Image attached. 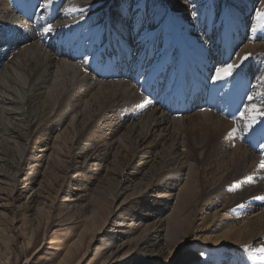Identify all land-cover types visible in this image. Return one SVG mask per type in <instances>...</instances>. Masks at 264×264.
Wrapping results in <instances>:
<instances>
[{
    "label": "bare ground",
    "instance_id": "obj_1",
    "mask_svg": "<svg viewBox=\"0 0 264 264\" xmlns=\"http://www.w3.org/2000/svg\"><path fill=\"white\" fill-rule=\"evenodd\" d=\"M136 1L110 0L108 4L109 0H52V3L47 4L42 11L43 21L57 19L61 21L57 26L54 25L57 31L61 32L64 27L71 30L72 26L82 24L69 19L77 10L84 13L95 5L104 3L102 8L108 5L106 9L99 8L90 16L96 19L91 23V27L97 32L104 33L110 29L107 25L109 22L96 23L99 18L107 16L109 21L119 13V16L115 17L116 22L124 23L122 21L132 14V5H139V2L135 3ZM181 1L185 2L184 6L176 4L177 2L170 4L163 0L154 1L153 7H150L152 13L140 15L143 18L144 14L147 15V19L153 24L147 33L149 37L157 33L159 42L164 43L159 36L163 33V25L157 29L155 23L162 18L165 11L162 23L170 22L174 25L171 31L173 35H168L166 41L173 49L165 61L157 58L159 55L157 52H160L158 50L162 44L156 49L153 44L154 50L144 52L142 61L135 65L138 69L136 74L132 72V65H127L124 61V69L122 67L111 75L107 73L103 77L105 80L102 78L95 80L92 73L97 68L88 64L86 68L90 71L87 73V70L74 62L76 57L65 53L61 47H52L49 50L40 45L39 40L37 41L38 36L31 34L30 26H22L21 22L16 24L13 14L8 10L6 0H0V27L15 31L19 39L26 37L28 39L22 44L16 39L17 41L10 43L9 48L0 53V163L8 169L5 171L4 167H0V180L10 177L7 180L14 182V185L28 188L39 177L45 176L47 169H50L54 177L47 181L55 183L54 180L60 173L61 176L67 170L73 169L68 165L70 158L79 156L89 158L93 162L92 165H97L99 169L105 164L103 170L106 182L103 185L107 186L108 190L113 189L109 193L110 203L123 190L138 194L143 184L145 187L150 184L153 190H160L166 195L165 198L172 197L174 200L170 211L164 217L161 212L165 207L150 210L147 215H143L144 213L136 215L133 221H138L139 224L125 227L127 230L118 222L124 221L123 214L111 212L110 208L101 206V202L93 201L88 216L83 217L81 221L86 222V230L90 231L89 240L96 239L100 244L101 253L103 252L102 257L106 260L111 258L112 261H116L118 258L121 260L127 257L132 264H163L178 246L185 242L189 233L199 230V233L213 234L212 237L206 238L208 246L212 247L204 246L198 251H188L189 259L195 256L194 259L201 264H223L222 261L224 264H264V260L261 259L264 253L254 250L264 245V199H260L264 197V116H258L254 122L250 119L253 113L241 116L245 108L252 105L260 107L264 99V25H260L257 33L243 39L244 44L237 48L234 56L231 52L238 42L234 36L232 37L231 30H228L234 28L236 32L239 31L237 36L241 40L242 31L249 28L248 21L247 19L232 21L234 15L235 17L243 15L242 11H239L240 5H246L244 12L246 10L250 12L251 4L253 5L255 1L260 3L256 10H263L264 0H229L230 2L222 0V4L220 0H199V5L195 0ZM10 2L13 4L14 0ZM44 3L47 1L44 0ZM143 4L147 5L148 2L145 0ZM46 15L48 17H45ZM9 17L12 23L7 22ZM65 17L70 21L64 20ZM137 23L135 28L130 30L135 35L130 33L131 35L125 36L123 33L124 40L127 38V44H124L126 47L119 46L113 49L115 53H125L124 56L129 57L131 61H134L135 56L128 44L132 45L133 52L140 51L149 44L143 43L144 41L141 43L142 37L136 39L137 34L139 36L141 34L139 26L142 24ZM189 25L192 34L181 29L182 26L187 28ZM103 33L98 42L104 43L105 48L109 46V42L111 43L114 33L108 31L107 37H104ZM12 45L18 46L15 48ZM0 46L3 47L5 44ZM165 50L166 48L161 50L159 58L163 56ZM75 51L78 52L76 49ZM99 51L104 52L103 49ZM246 53L251 54L249 59L242 61V67L232 76L218 81L213 78L212 69L215 65L220 67L226 63H241L239 58ZM152 58L157 59L151 63ZM105 65H101L100 69L103 70ZM155 68H159L158 73L164 78L156 79L149 85L150 80H142L140 76L146 69ZM123 71L126 73L122 74ZM138 74L140 76L135 77ZM116 77L125 78L124 82L111 80ZM207 79L211 84L210 88L205 81ZM174 82L178 84L176 89H173ZM158 86H164V90ZM249 97L253 99L249 100ZM177 99L183 103L172 105ZM169 100L172 102L169 103ZM145 101L151 103L144 106ZM210 101L213 102L208 104ZM55 105V112L51 114ZM192 106L196 111L193 116H188L187 113L193 111ZM182 111L185 113L181 115ZM177 113L181 117H178ZM69 115L71 117L68 119ZM36 117L38 118L35 119ZM115 117L124 119L132 128L129 130L131 139L122 143L120 149L118 145L115 147L111 162L110 154L115 144H112L109 138H101L102 135L98 136L95 133L101 124L109 125L115 122ZM59 122L60 128H63L51 138ZM234 130L235 134L230 135ZM36 133L45 136V141L47 138L52 140V143L40 146L51 151L44 159L35 158L32 167L35 170L42 166L43 171L40 169L41 173L30 175L23 171L22 165H29V157L22 159V153L27 145L34 141ZM156 137L167 143V148L161 156L159 153H152L156 146L154 148L150 141ZM185 138L195 140V145L188 149V154L183 150ZM81 139L86 143L82 145ZM100 149L104 150L103 153L99 151ZM195 151L202 156L195 155ZM191 160L199 165H191ZM135 161H141L136 169L129 166L132 162L135 166L137 164ZM150 162L154 164L150 166V170L145 171L140 179L137 178L141 169L143 170V165ZM174 163L178 165L175 170L172 167ZM10 170L12 172L8 177ZM17 172H20L18 178L15 177ZM129 182H133L131 189L127 187ZM33 195L35 193H32ZM161 202H164V199ZM49 214L47 212L48 217ZM109 218H113L112 222L105 226L111 220ZM153 218L157 219L144 224ZM62 221L63 219L59 222ZM209 225L211 227L207 228ZM138 230L140 233L134 236ZM128 231L131 236H127ZM99 235L102 237L97 238ZM82 236L83 233L71 244L75 245L76 250L82 247L80 246ZM37 238L38 232H32L29 242L36 244ZM71 245L66 244V252L71 251ZM243 245L249 246L247 251ZM123 249H127L128 256L125 254L121 258L118 254ZM208 250L210 254L204 258L203 253ZM70 255V258H74L77 252Z\"/></svg>",
    "mask_w": 264,
    "mask_h": 264
},
{
    "label": "rangeland",
    "instance_id": "obj_2",
    "mask_svg": "<svg viewBox=\"0 0 264 264\" xmlns=\"http://www.w3.org/2000/svg\"><path fill=\"white\" fill-rule=\"evenodd\" d=\"M10 1H12V0H6L7 7L9 6L8 10L10 13L13 14V15L12 14L11 15L14 17L16 24L21 22L20 24H22V26H26V25L30 26L31 34H33V35L35 34L36 36H38V38H37V41L39 40L38 43H40V45H43L44 47H46L49 50H51L52 47L53 48H59L60 46H62L63 47L62 50H69L70 53L74 52L73 54L77 56V59H75L74 62L78 66H82L84 70H87L86 71L87 73L90 71V69L86 68V66L88 65L87 63L85 64L86 61L91 60L93 63H105V57L103 55L98 54V51L100 49H103L104 52H108V51L112 50L109 52V54L110 55H112V54L116 55V54H118V53H115V51H114L116 48H119V46L126 47V46H124V44H127L126 43L127 38H126V40H124V38L126 35H129L130 33L135 35L130 30L135 28V25L137 22H138L137 25L139 24V22H141L142 24L139 26V28H140L139 32L141 34H140V36L137 34L136 39L139 40V38L142 37L141 43L144 41L143 43H146V44L149 43V44L145 45L142 48V50H140V51L137 50L136 52H133V50L131 48L132 45L128 44L129 48L131 49L132 54L135 56L134 61H133L134 65L136 63H138L139 61H142V55L144 54V52H146V51L148 52L151 49L154 50V48H152L153 44H155V49L158 47V45H160V44L163 45V46L161 45L160 49L158 50L160 52L162 49L166 48L165 53H162L163 56H161L160 58H159V55H161V54H160V52H157V55L159 54L157 56V58L161 59L162 61H165V59L168 58V54L171 53L172 49H173V46L170 45L169 43H167L166 41H168V39H167L168 35H173V33L171 31L174 28V25L171 24L170 22H168L167 23L168 27H167V24L162 23V19L165 16L164 14H166L165 13L166 11L163 13L162 18H160L161 20L158 19L157 23H155V27L157 29H160L161 26L163 25L162 26L163 33H161V35L159 34V36L161 37L162 41L164 40V43L158 41L157 33L152 34L150 37H149V34L147 33L148 29L153 24L151 23V21H149L147 19L146 14L152 13V11L150 12L151 8L153 7L152 4L157 2V1L159 2V0H146L148 2L147 5L143 4V2H145V0H143V1L137 0L135 3L137 4L139 2V5L138 4L132 5V9H131L132 14H130L128 16V18H125L124 21H122L124 23H119L118 21L116 22L117 18H115V17L119 16V13L115 14L116 16L114 18L111 17V19L109 21H108L107 16L100 17L96 23H98V22H102V23L109 22V23H107V25H108V28H110L111 30L107 29V32L111 31L114 33V36L112 37L111 43L109 42V46L107 45V47H105V48H104V43L98 42L99 37L102 36L101 34L103 32H100V31L97 32L96 29H93V27H91L92 26L91 23L93 21H95L96 19H92L90 17L92 14L97 12V9L102 8V5H104V3H101L102 5H99V4L95 5L90 10L84 11V13L79 12L77 10L76 12L78 14L77 13L73 14L74 16L69 17V19L70 20L73 19L76 22H81L82 24L75 25L74 27L72 26L71 30H68V28H69L68 27L67 28L68 31L66 30L65 27H64V29L61 28L62 31L60 32L59 30L58 31L56 30L57 27H55V26H57V24L61 23V21H59L57 19H48V22L50 21L49 23L43 21L44 12H42V11H44L43 9L47 4V3L43 4L44 0H27V2H26V0H14L13 4H11L12 2H10ZM45 1H47V0H45ZM163 1L170 3V4L177 2L176 4H179L180 6L185 5V2H183L181 0H177V1L163 0ZM195 1L198 2L197 4L199 5V0H195ZM230 1H232V0H230ZM25 2L27 5L25 4ZM222 2L223 1L220 0V4H222ZM23 3H24V5H23ZM108 4H110V0H109ZM120 4H122V3L120 2ZM259 4L260 3H256V1L253 5L251 4L252 7H251L250 12L247 10H246V12H244L246 5H240L239 11H242L243 15H241V17H235V15H234L232 21L237 20V19H240V20H246L247 19V21H248L247 27H249V28L248 29L245 28L242 31V39L241 40H239V38L237 36V33H240L239 31L236 32L234 28H228L229 31L231 30L230 32H231L232 37L234 36L235 41L238 42L235 45V48H233V51L231 52V54L233 53V56L236 54L237 48L244 44L243 39L245 37H248L250 35H254L255 32L256 33L258 32L260 24H258V22L256 21L255 16H254V12L258 8L257 6ZM179 5H177V6L179 7ZM193 5H194V3H193ZM107 6L103 7L102 10L106 9ZM118 8H119V6L117 5V9ZM133 8H135V9H133ZM139 8H141V10ZM117 9H115L116 12H118ZM263 10H264V8H263ZM137 11H139V12H137ZM141 13H146V14H144V18L142 16H140ZM107 14H108V11H107ZM82 15L84 16V18H83L84 20L82 19V17H83ZM112 15H114L113 11H112ZM45 17H48V16L46 15ZM86 17H87V19H86ZM9 19L11 20L10 17H9ZM9 19L7 22L12 23V20L9 21ZM63 19L70 21L66 17ZM4 21H6V20H4ZM41 22L42 23L44 22L43 27L41 26L42 25ZM51 22H54V23H51ZM185 22H186V19H184L183 23H185ZM222 22H224V21L222 20ZM50 23L53 24L52 25V31L45 33L44 29L46 27H48L49 25H51ZM0 26H1V24H0ZM93 26H95V25H93ZM3 28L0 27V45L5 44V46H3V47L0 46V53L2 51L6 50L7 47L10 45V43L14 42L16 39L17 40L19 39V35L16 34L15 31L5 29V28L3 29ZM181 29L185 30L188 34H192V33H190L191 29H192L190 25L187 26V28L185 26L184 27L182 26ZM253 29H255V30H253ZM73 31L75 32V34ZM107 32L103 33L105 35L104 37H107ZM123 33L125 36H123ZM21 34H24V33H21ZM28 35H30V34H28ZM152 39H154L155 41L157 39V41L155 42ZM27 40L28 39L26 37L25 39H19V42L22 44V42H26ZM47 40H49V41H47ZM46 42H47V44L48 43L49 44L46 45L45 44ZM73 43H74V45H73ZM121 43H123V44H121ZM166 44H168V45H166ZM13 46H15V45H12V47ZM17 46L18 45H16L15 48ZM23 46H25V45H23ZM149 46H151V47H149ZM75 49L78 50V52L75 51ZM71 50H72V52H71ZM17 52H18V49L15 50V54H17ZM140 54H141V56H140ZM84 55H85V58H83ZM114 55H112V56L114 57ZM3 58H5V57H3ZM138 58H140V59H138ZM125 59H126V57L124 56V54L116 55L114 57L113 65L109 66L107 68L108 70H104V71H102L103 73L101 72L100 74L102 75V74H104V72L106 73L107 71H109V72L111 71L109 74V75H111L115 69H117V71H119L121 69L122 62ZM152 59L150 61L151 63H153L156 60V59H153V60ZM119 60H122V62H119ZM229 61H230V59H229ZM250 61H248V63ZM127 63H128V61H126V64ZM151 63H150V65H151ZM128 65H129V63H128ZM130 65H132V64H130ZM100 66L101 65H99V67ZM218 66L219 65H215V68L212 69L213 70V76H215V69L218 68ZM222 66H225V65H221L220 67H222ZM247 66L249 67V64H247ZM82 67H80V70L82 69ZM252 68H254V67H252ZM157 69H159V68H155V70H157ZM151 70L154 71V69H151ZM125 71H123L122 74H125L126 73ZM94 73H92L93 74L92 77L95 78V80H101L102 76L98 77L97 71H95ZM156 74H158V73H156ZM156 74H153L154 76L151 77V76H147L146 73H144V74H142L143 76H140V74H138L137 76L135 75V77L140 76L142 78V80L147 79V77H148V79L150 78V80H151L154 77L157 78ZM144 77H146V78H144ZM103 79L105 80V78H102V80ZM124 79L125 78L122 79L121 77H116V78H113L111 80L124 82ZM173 85H177V86H175V89L178 87V84L175 82L173 83ZM142 93H145V92L142 91ZM146 96L147 95L145 94L144 97H146ZM85 100H86V98L84 99V101ZM193 108H192L193 109L192 112L194 113L196 111L195 110L196 108L195 107H193ZM55 109H56V105L54 106L53 111H51L50 113L52 114L53 112H55ZM192 112L189 111L187 113V115L193 116ZM176 115L178 117L179 116L181 117V115H179L178 113ZM70 117H71V115L67 116L68 119ZM37 118L38 117H36L35 119H37ZM115 119H116V121L109 124V125L101 124V127L97 130L98 132L95 133L98 136L102 135L101 138H103V137H105L106 139L109 138V141H111L112 144H115L114 149H112V150L110 149L111 150V154H110V161L111 162H112V157H113L112 154H113L114 150H116L115 147L117 145H118L117 146L118 148L121 147L122 143L123 144L126 143V141L130 138L129 130H130L131 126H129V123L124 122V119H122V118L115 117ZM60 123L61 122H59V125H56L58 127L55 126L54 130H56V131L54 134H51V138H52V136L54 138L55 135L59 131H61V129L63 128V127L60 128L61 127ZM178 132L186 134L185 132H182V131H178ZM81 140L80 141H81L82 145L86 143L85 140H83V139H81ZM184 140H185V142L183 143V146H184L183 150L186 154H188V149H192V147L195 145V142H194L195 140L193 141V140H189L187 138H185ZM116 141L118 144L116 143ZM49 142L52 143V140L50 141V138H47V140L45 141V136H43L42 134L36 133L35 137H34V141L32 142L33 144L32 143L28 144L24 150H23V147L20 148L23 150L22 159H24V158L26 159L29 157V159H28L29 165H27V166L22 165L24 172H27L30 175L33 173L36 174L39 172V170L42 168V166H40L39 168H36L34 170L32 165L35 164V162H34L35 158L44 159L46 156H49L51 150H44V147H40L43 144L49 143ZM150 144H152L153 147L156 146V149H154L152 153L153 154L159 153V156H161L163 154L164 149L167 148L166 141L164 142L163 140L159 139V137L153 138V140L150 141ZM11 147H13V146L11 145ZM99 151H101V153H103L104 150L100 149ZM195 152H196L195 155H197L199 157L202 156V154H199L198 151H195ZM6 155H7V157H9L8 154H6ZM9 158L12 159L11 157H9ZM13 160L17 161V159H13ZM94 163H96V162H94ZM132 163H129V166L131 168L134 167V169H136L140 165L141 161L140 162L135 161V163H137L135 166L133 165L134 163L133 164ZM92 164H93V162L90 161L89 158H84V157H80V156H79V158H70L68 165L71 166L73 169L67 170L61 176H60V174H61L60 173L58 175V177L54 180L55 183H52V181L51 182L47 181L50 179L52 180L51 177H54V174L51 172V170L47 169L45 176L39 177L37 179V181L35 180L31 184V186L28 188H24L23 185H18V184L14 185L13 184L14 182H12L11 180H7V179H10L9 174L12 172V170H10V172L8 171L9 173L7 175L9 178H6V179L3 178L2 181L0 180V257H1L0 264H4V262H7L8 264H66L67 262H68L67 264H132V262L129 259H127V257L122 258V256H124L126 254L127 249H123V250H121V252H119L118 255H119V257L121 256V258H122L121 260H119V258L116 261H112L111 258L106 260V258L102 257L103 252L101 253L100 244L97 243L96 239L89 240L90 231L86 230V227H85L86 222H84V221L82 222L81 219L83 217L85 218L86 215L88 214L89 210H91V203L95 200L99 201V202H101V206H103L104 208H106V207L110 208L111 212H114V213L117 212V214H120V215L123 214L122 218L124 221L119 220L118 222H119V224H122L121 227H123V229L127 230L126 228L128 226H130L131 224H132L131 227H133V225L137 226L139 224L138 221H136V222L133 221V218L135 219L136 215H140L143 213H144L143 215H147L150 212V210H153V209H159L160 210V209H162V207H165L163 212H161L162 216L164 217L170 211V206L174 200H172V197L165 198L166 195H164V193H162L160 190L159 191L153 190L151 188L150 184L148 187H145V184H143V186L140 187L138 194L131 193L130 190H128V191L123 190L120 194H118L116 196L114 201L112 203H110L109 193L113 189L108 190L107 186L103 185L106 182V175H104L105 170H103V167L105 164L100 166V169L98 168L97 165H92ZM151 164L152 163L150 162L148 164L143 165V170L141 169V173L137 176V178L140 179V177L143 175V173L145 171L146 172L149 171L150 166L152 167L154 165V164H152V165ZM190 164L191 165L195 164L196 166L199 165L198 163L194 162V160H191ZM0 167L3 168L4 165H2V163H0ZM172 167L174 170L177 169V167H178L177 163L172 164ZM4 169H6L5 171L8 170L7 167H4ZM41 170L43 171V169H41ZM41 172H39V173H41ZM162 172H164V170H162ZM19 173L20 172L16 173V175H15L16 178L19 177ZM164 173H166V172H164ZM97 175H98V177H97ZM114 175H116V174H114ZM93 177H94V180H93ZM96 178H99V179L97 180ZM99 181L102 183H99ZM179 184L181 185L182 181ZM180 185H179V187H180ZM103 186H105V187H103ZM132 186H133V182H131V183L129 182L127 184V187H129L130 189ZM104 188H106V189H104ZM144 189H146L145 192L142 191ZM115 191H117V190H115ZM32 193L33 194L35 193V195L32 196ZM147 193H149V194L147 195ZM125 197H127V199L123 200ZM162 199H164V202H161ZM165 199H167V200H165ZM47 212L50 213L49 217L47 216ZM47 217H48V219H47ZM62 219H63V221L59 222ZM112 219L113 218H109L110 221L107 222L105 224V226H109L110 223L112 222ZM154 219H157V218L147 220V221H145L144 224H149L150 222L154 221ZM210 227H211V225H209L207 228H210ZM35 231L38 232V238H37V243L33 245L31 242H29V236L31 235L32 232H35ZM81 233H83L82 243L80 245L82 247L80 250H76L75 245H71V244L73 241L77 240L78 236ZM139 233H140V230L135 232L134 236L139 234ZM127 236H131L130 231H128ZM210 236L211 237L213 236V234L211 232H205V233L200 232L199 233V230L198 231H192L191 233H189L185 242L183 244H181L180 246H178L176 251L174 253H172V255L169 257V259L165 260L163 262V264H201L197 259H194L195 256H192V259H189L188 258L189 257L188 251H192V250L198 251L199 248L200 249L204 248V246H207V247L211 246L212 247V245L208 246L209 243L206 240V238L210 237ZM96 237L99 238V237H102V235H99ZM77 243L78 242H76V244ZM66 244L71 245V251L66 252V250H65ZM213 248H214V246H213ZM75 251L77 252V256L74 258L73 257L70 258V256H71L70 253L71 254L73 252L75 253ZM79 252L81 254H79ZM94 252H98V253L94 254ZM65 253H66V255H65ZM208 254H210L209 250L207 252L203 253L204 258H206L208 256ZM222 263L224 264L223 261H222Z\"/></svg>",
    "mask_w": 264,
    "mask_h": 264
},
{
    "label": "snow or ice",
    "instance_id": "obj_3",
    "mask_svg": "<svg viewBox=\"0 0 264 264\" xmlns=\"http://www.w3.org/2000/svg\"><path fill=\"white\" fill-rule=\"evenodd\" d=\"M52 0H47V4H51ZM46 4V6H47ZM255 19L260 25H264V10H256L255 12ZM255 30V29H253ZM45 32H51L52 26L49 25L44 29ZM250 53H246L243 57H240L241 63H226L225 66L218 67L215 69V76L213 77L215 80L225 79L233 75V73L242 67V61H246L250 57ZM249 100H252L253 97H249ZM151 103V101H145V105ZM248 113H253L250 119L254 122L258 116H264V99H262L261 106L257 107L256 105H252L250 108H245L244 112L241 113V116L244 117ZM251 127V124H249ZM235 130L230 133V135H234ZM260 199H264V197H260ZM245 251L248 250V245H243ZM258 253H264V245H261L259 248L254 249ZM264 260V256L261 257Z\"/></svg>",
    "mask_w": 264,
    "mask_h": 264
}]
</instances>
